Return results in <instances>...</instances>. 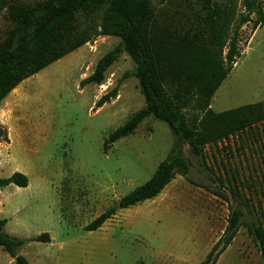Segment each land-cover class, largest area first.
I'll list each match as a JSON object with an SVG mask.
<instances>
[{
  "label": "rangeland",
  "instance_id": "obj_1",
  "mask_svg": "<svg viewBox=\"0 0 264 264\" xmlns=\"http://www.w3.org/2000/svg\"><path fill=\"white\" fill-rule=\"evenodd\" d=\"M213 1L230 22L228 43L245 14L242 0ZM150 3L157 16L176 22L188 14L186 3L198 9L194 0ZM102 15L82 17L80 24L100 30ZM194 21L190 15L180 26L194 31ZM11 26L0 0V41ZM251 30V22L239 30V56L210 103L216 113L264 103V24ZM119 42L113 35L91 39L22 81L0 102V128L10 139H0V178L14 172L28 178L25 188H0L4 232L24 241L17 253L29 264H200L222 236L230 210L238 208L243 225L216 264H264L248 231L257 215H264V121L205 146L203 157H194L181 143L186 177L176 174L154 199L124 209L117 205L152 176L175 141L164 122L147 116L133 134L104 150L108 136L144 106L135 64L125 52L100 85L80 86ZM112 90L116 96L97 108L96 102ZM185 113L200 115L190 109ZM235 187L243 203L233 199L230 189ZM110 208L116 209L111 219L86 230ZM43 233L50 242L30 241ZM0 264H14L2 248Z\"/></svg>",
  "mask_w": 264,
  "mask_h": 264
},
{
  "label": "trees",
  "instance_id": "obj_2",
  "mask_svg": "<svg viewBox=\"0 0 264 264\" xmlns=\"http://www.w3.org/2000/svg\"><path fill=\"white\" fill-rule=\"evenodd\" d=\"M194 1L198 9L194 10L190 3H186L188 14H183L176 22L165 14L157 16L150 0H44L34 4L1 0L12 26L0 41V102L22 81L98 36H117L120 42L98 60L93 73L80 82L81 87L100 85L104 73L123 52L135 64L134 76L144 106L108 136L104 150L117 140L133 134L147 116L164 122L175 141L152 176L119 200L120 209L154 199L176 174L186 177L189 166L182 157L181 143L188 144L194 157H203L205 146L216 145L264 121V103L219 113L210 108L214 93L239 56V30L251 22L253 34L264 24V2L242 0L245 14L240 16L227 43L230 22L225 19L226 14L213 0ZM99 11H103L100 30L93 29L91 32V29L81 26L82 17L89 19ZM190 15L196 22L194 31L180 26L182 21L189 20ZM115 96L116 90H112L96 102V107H102ZM188 109L200 115L188 117L185 113ZM0 139L8 141L2 128ZM218 180L222 183L220 178ZM8 185L25 188L28 178L19 172L0 178V188ZM230 192L234 200L243 203L236 187ZM218 195L228 199L221 193ZM115 211V208L104 211L86 226V230H97L111 219ZM243 216L241 209L230 210L222 236L200 264H216L243 225ZM5 224L6 219H0V248L10 255L14 264H29L25 257L17 253L24 241L8 236L4 232ZM248 231L264 262L263 214L261 217L257 215L256 223ZM30 241L48 243L50 237L43 233Z\"/></svg>",
  "mask_w": 264,
  "mask_h": 264
},
{
  "label": "crops",
  "instance_id": "obj_3",
  "mask_svg": "<svg viewBox=\"0 0 264 264\" xmlns=\"http://www.w3.org/2000/svg\"><path fill=\"white\" fill-rule=\"evenodd\" d=\"M19 96H13V100H15L16 98H18ZM11 102H8L7 104H10ZM2 121H0V125H4V122L3 123H1ZM8 140H9V143H10V139H9V132H8ZM0 144H2V143H0ZM4 144V143H3ZM5 144H7V143H5ZM7 145H9V144H7ZM6 222H7V220H6Z\"/></svg>",
  "mask_w": 264,
  "mask_h": 264
},
{
  "label": "water",
  "instance_id": "obj_4",
  "mask_svg": "<svg viewBox=\"0 0 264 264\" xmlns=\"http://www.w3.org/2000/svg\"><path fill=\"white\" fill-rule=\"evenodd\" d=\"M118 206H119V202H118V204H117Z\"/></svg>",
  "mask_w": 264,
  "mask_h": 264
}]
</instances>
